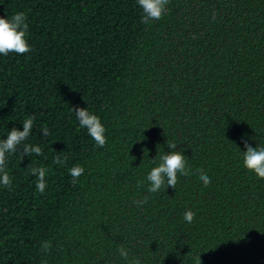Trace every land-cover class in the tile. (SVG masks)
<instances>
[{"label":"trees","instance_id":"16d2710c","mask_svg":"<svg viewBox=\"0 0 264 264\" xmlns=\"http://www.w3.org/2000/svg\"><path fill=\"white\" fill-rule=\"evenodd\" d=\"M17 12L32 50L0 55V139L34 115L24 143L43 155L22 156L20 145L7 156L0 264H264V180L242 162L245 142L264 147V0H169L147 25L137 0H0V18ZM77 107L101 118L104 147ZM167 142L192 173L150 193ZM40 166L43 194L30 173Z\"/></svg>","mask_w":264,"mask_h":264},{"label":"clouds","instance_id":"9594fccd","mask_svg":"<svg viewBox=\"0 0 264 264\" xmlns=\"http://www.w3.org/2000/svg\"><path fill=\"white\" fill-rule=\"evenodd\" d=\"M169 0H137L138 6L142 9L141 23L147 25L153 21H158L167 13V5ZM27 16L24 12H17L11 18H0V55L8 56L10 53L17 55H24L31 52V47L27 39L28 31ZM76 114L79 126L82 129H87L88 135L95 141L98 147H104L107 143L105 136L106 129L101 122V118L93 114L88 108H71ZM35 120L34 115H29L22 122L23 130L13 127L7 133L6 139H0V185L5 188L11 189L12 178L10 177L6 165L8 154H15L20 145H23L22 156H29L35 154L37 156L43 155V150L39 145L25 144L24 141L30 136L33 123ZM41 133L44 137L49 135V129L46 126L41 128ZM246 151L242 152L243 167L249 172L256 175L258 179L264 180V147L257 146L251 147L247 142L244 143ZM169 151L163 155H157L152 160L155 165L148 173L146 179L149 183L147 189L150 193H157L167 183V187L176 188L179 176H188L192 173V169L188 166V158L182 151L177 150V145L167 142ZM47 159V157H45ZM135 159V158H134ZM67 157L61 158L60 153L57 154L54 164L64 166ZM158 161V162H157ZM85 169L79 164L74 165L69 170V175L72 178V183L76 184L79 178L84 174ZM199 175V180L207 187L211 184V178L203 169L196 170ZM49 169L40 167H31L30 173L36 177V189L40 194L45 192L47 187V175ZM143 182H139L138 186H142ZM147 197L143 200H136L133 203L136 206H143L146 204ZM6 211V209H5ZM183 219L192 223L195 219V213L191 209L185 211ZM51 241L42 243L41 251L48 253L51 249ZM120 256L127 260L128 249L120 245L117 249ZM131 264H141L138 258H134ZM193 264H202L200 255L193 257Z\"/></svg>","mask_w":264,"mask_h":264}]
</instances>
